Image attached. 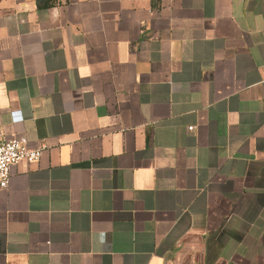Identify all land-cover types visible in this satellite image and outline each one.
<instances>
[{"label":"crops","instance_id":"1","mask_svg":"<svg viewBox=\"0 0 264 264\" xmlns=\"http://www.w3.org/2000/svg\"><path fill=\"white\" fill-rule=\"evenodd\" d=\"M0 133V264H264V0H0Z\"/></svg>","mask_w":264,"mask_h":264},{"label":"built area","instance_id":"2","mask_svg":"<svg viewBox=\"0 0 264 264\" xmlns=\"http://www.w3.org/2000/svg\"><path fill=\"white\" fill-rule=\"evenodd\" d=\"M193 130V127H189ZM44 147L32 146L25 137H5L0 133V188L9 184L12 167L20 161L35 162L43 154Z\"/></svg>","mask_w":264,"mask_h":264}]
</instances>
